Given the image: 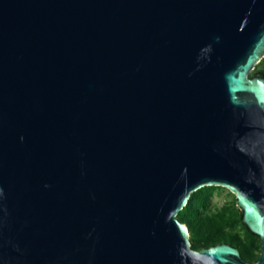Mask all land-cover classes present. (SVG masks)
Masks as SVG:
<instances>
[{
    "label": "water",
    "instance_id": "obj_1",
    "mask_svg": "<svg viewBox=\"0 0 264 264\" xmlns=\"http://www.w3.org/2000/svg\"><path fill=\"white\" fill-rule=\"evenodd\" d=\"M264 0H0V264H264ZM260 243L195 250L194 192Z\"/></svg>",
    "mask_w": 264,
    "mask_h": 264
},
{
    "label": "rangeland",
    "instance_id": "obj_2",
    "mask_svg": "<svg viewBox=\"0 0 264 264\" xmlns=\"http://www.w3.org/2000/svg\"><path fill=\"white\" fill-rule=\"evenodd\" d=\"M264 72V57L250 76ZM252 77V76H251ZM234 195L219 186L204 187L191 194L187 205L178 216L189 231L191 246L197 248L195 237L230 243L242 253L246 261H254L260 253L258 238L251 236L242 226ZM221 244V243H220Z\"/></svg>",
    "mask_w": 264,
    "mask_h": 264
},
{
    "label": "trees",
    "instance_id": "obj_3",
    "mask_svg": "<svg viewBox=\"0 0 264 264\" xmlns=\"http://www.w3.org/2000/svg\"><path fill=\"white\" fill-rule=\"evenodd\" d=\"M251 76H260V77H264V72H257V73H254V74H252ZM181 212H179V214H180ZM179 214L177 215V218H178V216H179ZM241 217H242V214H241V211H239V219H240V221H241ZM179 220V219H178ZM181 222V221H180ZM241 224H242V222H241ZM242 226L246 229V231L251 235V236H253V237H256L255 235H253L252 233H250L249 231H248V229L242 224ZM190 231V230H189ZM257 238V237H256ZM195 243H196V245L198 246L197 248H195V250H199V249H201V248H207V247H210V246H214V245H216V244H220V243H223V242H221V241H212V240H208L207 238H205V237H202V236H199V237H195ZM228 244H230V243H228ZM192 247V246H191ZM193 249H194V247H192ZM240 253V252H239ZM240 256L243 258V260H245L244 259V257H243V255H242V253H240ZM246 261V260H245Z\"/></svg>",
    "mask_w": 264,
    "mask_h": 264
}]
</instances>
